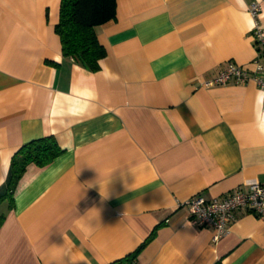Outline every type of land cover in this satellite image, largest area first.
<instances>
[{
	"label": "crops",
	"instance_id": "crops-1",
	"mask_svg": "<svg viewBox=\"0 0 264 264\" xmlns=\"http://www.w3.org/2000/svg\"><path fill=\"white\" fill-rule=\"evenodd\" d=\"M254 3L264 29V0H117L92 72L62 54L60 0H0V195L23 145L63 150L0 203V264H264V218L214 242L183 206L264 185V91L205 85L253 69Z\"/></svg>",
	"mask_w": 264,
	"mask_h": 264
},
{
	"label": "trees",
	"instance_id": "trees-1",
	"mask_svg": "<svg viewBox=\"0 0 264 264\" xmlns=\"http://www.w3.org/2000/svg\"><path fill=\"white\" fill-rule=\"evenodd\" d=\"M116 8L117 0H60L59 20L54 31L59 36L62 54L73 58L90 71L97 72L106 51L98 41L96 28L115 19ZM62 153L63 150L52 136L23 145L12 157L7 191L0 195V203L5 199L13 200L17 183L29 164L44 167ZM137 252L111 264L135 262Z\"/></svg>",
	"mask_w": 264,
	"mask_h": 264
},
{
	"label": "built area",
	"instance_id": "built-area-1",
	"mask_svg": "<svg viewBox=\"0 0 264 264\" xmlns=\"http://www.w3.org/2000/svg\"><path fill=\"white\" fill-rule=\"evenodd\" d=\"M249 14L253 20L251 36L256 47V56L251 62L253 69L228 63L214 79L205 83L206 86L247 84L252 81L264 91V29L258 21L260 6L251 4ZM183 206L188 211L189 223L198 228H211L212 240L217 242L229 234V224L238 216L253 214L264 218V185L251 183L212 199L192 197Z\"/></svg>",
	"mask_w": 264,
	"mask_h": 264
}]
</instances>
